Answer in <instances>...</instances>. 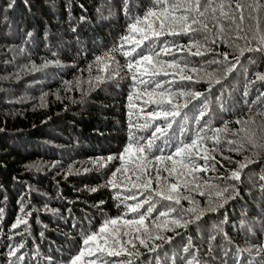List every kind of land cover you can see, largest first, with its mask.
<instances>
[{"label": "trees", "instance_id": "obj_1", "mask_svg": "<svg viewBox=\"0 0 264 264\" xmlns=\"http://www.w3.org/2000/svg\"><path fill=\"white\" fill-rule=\"evenodd\" d=\"M151 6L152 0H0V264L15 259L7 256L8 245L19 243L25 245L18 253L25 256L22 264H64L83 247L86 234L98 232L106 220L126 211L121 204L127 195L124 189L134 182L140 183L135 176L142 175L132 167L137 160L135 146L131 153H124L123 161H107V157L120 156L129 143L130 124L137 123V117L143 115L140 108L144 107L146 112L152 106L143 104L147 96L138 81L131 79L132 73L123 67L127 58L120 51L110 53L116 63H111L108 72L99 70L96 57L119 45L121 37L128 34L131 17L143 16ZM260 18L264 30V9ZM250 23L246 20L245 27ZM228 36L230 42L217 40L216 44L201 48L208 54L191 57L193 64L176 76L177 80L180 75L192 77L191 81L182 82L179 91L199 92L202 96L198 100L187 95L176 99L179 104L190 102L182 110L187 113L186 118L174 125L172 144L192 136L207 121L222 129V122H228V132L221 133V146L213 150L210 141L206 145L209 154L215 156V170L198 173L196 181L179 178L181 184L187 182L189 187L198 183L199 191L205 193L210 185L216 186L211 189V196H201L195 190L181 192V196H190L200 208L216 210L189 222L187 228L175 227L171 216L158 218L154 211L144 225L152 238L140 236L146 239L148 247L135 238V226L128 228L122 221L109 225L111 235L119 237V233L112 232L113 228L129 232L122 239L131 243H124L123 247L133 255L117 258L97 253L95 264H104L105 260L109 264H120L121 260L124 264L128 260L132 264H186L193 258L200 264H264V254H256L264 243V149L254 148L245 140L236 152L227 143L240 142L254 133L257 144H264V81L257 79L264 76V55L245 52L236 68L228 72L240 49L257 46L252 32L247 33V41L236 39L234 32ZM175 39L180 45L189 44L188 37ZM130 47L131 44L124 45L125 50ZM223 53H228L226 60ZM176 55L183 56L185 51ZM46 62L48 66L41 68ZM117 63L121 68L116 69ZM147 66L145 62L143 67ZM110 72L112 76L108 78ZM97 75L104 77L103 83L95 81ZM172 78L158 77L162 81ZM214 80L221 82L212 84L210 89ZM201 110L206 113L204 117H200ZM181 128L184 136L180 134ZM172 150L169 145L165 154ZM245 158L256 162L241 172L238 181L228 179L239 163L247 162ZM97 161L106 166L101 167ZM143 163L137 160V164ZM165 166L172 167L171 162H156L149 156L147 175L153 178L152 189L157 187L155 168L161 169L163 177L167 175L163 172ZM179 167L177 163L176 168ZM117 168L126 171L113 177ZM110 180L118 188L113 189ZM169 180L176 182L175 177ZM225 187L228 191L217 197L215 192ZM181 205L190 207L185 199ZM22 206L31 215L25 216ZM157 209L164 210L159 204ZM18 217L27 219V230L23 224L11 229ZM184 219L190 220L191 214ZM157 235L163 239H156ZM169 237L171 243L166 242ZM155 245L162 247L150 251ZM186 246L189 252L183 250ZM119 249L117 245L115 250ZM89 259L93 257L86 251L82 257L84 264Z\"/></svg>", "mask_w": 264, "mask_h": 264}, {"label": "snow or ice", "instance_id": "obj_2", "mask_svg": "<svg viewBox=\"0 0 264 264\" xmlns=\"http://www.w3.org/2000/svg\"><path fill=\"white\" fill-rule=\"evenodd\" d=\"M9 6L11 7V5ZM246 9L248 10L247 15H245ZM262 9H264V4L261 3V0H251L250 3H242L241 0H235V2L233 0H220L219 3H215L214 0H152V6L144 12L143 16L137 15L131 17L133 22L128 25V34L121 37L120 44L102 56L96 57V64L99 70L108 72L111 63H116L113 54L116 51H120L127 58V62L123 67H126L128 72L132 73L131 79L134 82L138 81L143 87L144 94L147 96L143 104L145 106H152L146 112L144 111V107L140 108V112L143 115L142 117H137V123L130 124L132 131H130L129 143L125 146L119 157L109 156L107 157V161L113 159L123 161L124 153H131L135 146L137 160H142L145 163L137 164V160L132 162L133 169L140 171L142 175L135 176V180L141 181L140 183L134 182L131 184V187L124 189L127 195L121 200V204L126 208V211L119 217L106 220L98 232L93 231L86 234L83 239V247H81L76 255L65 261L64 264H84L82 257L85 256L86 251L90 257H93V259L88 260L87 264H95L97 253L101 256L106 254L107 257L117 258L125 255L132 256L133 253L128 252L123 247L124 243H131V241L125 242L122 239L129 232L113 228L112 232L119 233V237L118 235H111L108 233L109 225L115 226L122 221L123 225L128 228L135 226V238L139 240L141 245L148 247L146 239H141L140 236L143 235L147 239L152 238L151 233L144 225L146 218L150 217L154 211L157 212L158 218L171 216V224L175 227L187 228L189 222H195L203 217L206 212L216 210L212 207L206 209L200 208L190 196H181V192L190 193L194 190L198 191V194L201 196H211V189L216 186L210 185L209 192L205 193L199 191L200 185L198 183H192L189 187L187 182L181 184L179 178L190 177L192 181H196L199 178L198 173L207 172L209 169L215 170L217 163L215 156L209 154V149L206 145L210 141L213 150L221 146V133L226 134L228 132V122H222L225 125L222 129L213 127L212 122L207 121L192 136L178 140L175 144H172V138L176 132L174 125H180L186 118L187 113H184L182 110L188 108L190 102L186 101L183 104H179L176 102V99L187 95L191 100H198L202 96L199 92L193 93L189 91L185 93L184 91H179L178 89H180L182 82L191 81L192 77L180 75L179 80H177L176 76L178 72L187 69L189 65L193 64L191 57H203L208 54L207 50L201 51V48H204L209 43L216 44L217 40L226 43L230 42L228 36L230 32L236 34V39H245L246 41L247 33L252 32V39L257 41V46L240 49L239 56L235 57L234 62L231 63V66L227 70L228 72L236 68L240 63V57L244 56L245 52L264 55V34H262L264 30L261 28L260 18ZM150 18L151 22H149ZM246 20L252 22L247 27H245ZM210 24L212 27H209ZM140 25H143V27H140ZM242 33L243 35H241ZM169 36L174 39L168 40L167 37ZM182 36L188 37V45H180L175 39ZM125 44H131V47L125 50ZM193 47H196L197 50L192 51ZM182 50L185 51V55L178 57L176 53ZM222 55L225 60L228 58V53H223ZM163 57H170V59L165 60ZM105 60L110 63H105ZM145 62L148 65L147 67H143ZM48 63L46 62L40 67H47ZM211 63H218V61H212ZM33 67L35 68V66ZM89 67L91 68V66ZM119 68L121 66L117 63L116 69ZM165 68H174L177 71L169 72L164 70ZM116 69L112 71L116 75H119ZM35 70L38 71L40 69L36 68ZM191 70L196 71L197 69L192 68ZM169 75L173 77L171 80L162 81L158 79V77H167ZM111 76L112 73L110 72L108 78H111ZM94 79L97 83L104 82V77L100 75H97ZM257 79L264 81V76H258ZM220 82L219 80L211 81L209 88L211 89L212 84H219ZM129 99L131 100V96ZM205 115V111L201 110L200 117H204ZM236 123L239 124L241 121L237 120ZM137 132H148L149 134L147 136L137 135ZM208 133H211V135H208ZM180 134L181 136L185 135L183 128L180 129ZM233 134L235 135V133ZM245 140L254 148L259 147L264 149V144H257L254 133L246 135L240 142L228 140L227 143L233 145L232 151L239 152ZM161 145H164V147ZM169 145H171L173 150L165 154V148ZM149 156L156 162L163 159L171 162L172 165L170 168L167 166L163 168V172L167 174L163 177L161 176V169L159 167L155 168L154 179L157 185L156 189L151 188L153 178L147 175ZM225 159L230 158L225 157ZM245 159L247 162H238L239 167L231 172L228 179L238 181L241 178V172L249 164L256 162L248 158ZM199 161H203V163L201 164ZM96 163L101 167L106 166V164H101L100 161ZM177 163L180 165L179 169L176 168ZM121 171L126 170L117 168L113 172V177L116 176L117 172ZM172 177L176 178V182H170L169 178ZM109 184H111L113 189L118 188L114 180H110ZM205 184L208 185L209 182L206 180ZM92 191H96V189H92ZM227 191L228 188L225 187L222 190L216 191L215 195L222 197L224 192ZM182 199L188 200L190 207L184 208L181 205ZM127 201H133V203H127ZM157 204L164 210L160 211L157 209ZM218 206L222 207V204ZM21 212H24L25 216L31 215L30 212L25 211L23 206L21 207ZM0 213H2V209H0ZM189 214H191V219L185 220V216ZM127 215H131L132 218L123 219ZM22 224L25 225V230H27V219L18 217L11 225V229H18ZM15 234L19 235L20 233ZM155 238L163 239L159 235ZM8 239H11V237ZM109 239L112 241L111 247H109ZM211 239H215V237ZM171 240L172 237H169L166 242L171 243ZM117 245H120L119 250H115ZM24 247L23 243H19L18 245L9 244L7 256L9 258L15 257V259H9L7 264H22L25 261V256L18 253ZM160 247L162 245H155L150 248V251L155 252ZM93 248L95 251H92ZM183 250L189 252L187 246ZM256 254H264V243L256 250ZM52 264H55V262L53 261ZM104 264H109V262L105 260ZM111 264H116V262L112 261ZM120 264H124L123 260L120 261ZM127 264H132V261L128 260ZM186 264H200V262L193 258L187 260Z\"/></svg>", "mask_w": 264, "mask_h": 264}]
</instances>
